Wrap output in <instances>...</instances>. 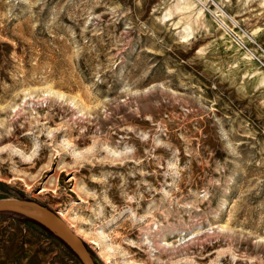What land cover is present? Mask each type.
I'll use <instances>...</instances> for the list:
<instances>
[{"label": "rangeland", "instance_id": "1", "mask_svg": "<svg viewBox=\"0 0 264 264\" xmlns=\"http://www.w3.org/2000/svg\"><path fill=\"white\" fill-rule=\"evenodd\" d=\"M6 198L96 264H264V0H0ZM0 264L82 263L0 212Z\"/></svg>", "mask_w": 264, "mask_h": 264}, {"label": "water", "instance_id": "2", "mask_svg": "<svg viewBox=\"0 0 264 264\" xmlns=\"http://www.w3.org/2000/svg\"><path fill=\"white\" fill-rule=\"evenodd\" d=\"M7 211L35 219L63 241L76 254L82 264H96L84 241L60 218L56 211L34 200L0 199V212Z\"/></svg>", "mask_w": 264, "mask_h": 264}, {"label": "trees", "instance_id": "3", "mask_svg": "<svg viewBox=\"0 0 264 264\" xmlns=\"http://www.w3.org/2000/svg\"><path fill=\"white\" fill-rule=\"evenodd\" d=\"M3 213H6V214H11V215H19L17 213H13V212H3ZM41 225V224H40ZM42 226V225H41ZM43 227V226H42ZM45 228V227H43ZM46 229V228H45ZM47 230V229H46ZM48 232H50L49 230H47ZM53 234V233H52ZM60 240V239H59ZM61 241V240H60ZM66 247H68L63 241H61ZM69 248V247H68ZM70 249V248H69ZM71 250V249H70ZM89 250V249H88ZM72 251V250H71ZM73 252V251H72ZM74 253V252H73ZM75 254V253H74ZM76 255V254H75Z\"/></svg>", "mask_w": 264, "mask_h": 264}, {"label": "bare ground", "instance_id": "4", "mask_svg": "<svg viewBox=\"0 0 264 264\" xmlns=\"http://www.w3.org/2000/svg\"><path fill=\"white\" fill-rule=\"evenodd\" d=\"M69 227H70V226H69ZM74 232H75V231H74ZM75 233H76V232H75ZM77 233L80 234L79 232H77ZM77 233H76V234H77ZM78 234H77V235H78ZM80 235H81L83 238H85V236H86V234H80ZM78 236H79V235H78ZM79 237H80V236H79ZM87 237H88V236H87ZM80 238H81V237H80ZM81 239H82V238H81ZM82 240H83V239H82ZM87 249H88V248H87ZM88 251H89V250H88ZM89 252H90V251H89ZM90 254H91V253H90ZM91 256H92V255H91ZM92 258H93V257H92ZM93 260H94V259H93Z\"/></svg>", "mask_w": 264, "mask_h": 264}]
</instances>
